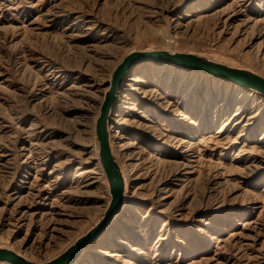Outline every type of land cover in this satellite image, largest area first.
I'll list each match as a JSON object with an SVG mask.
<instances>
[{"label":"rangeland","instance_id":"rangeland-1","mask_svg":"<svg viewBox=\"0 0 264 264\" xmlns=\"http://www.w3.org/2000/svg\"><path fill=\"white\" fill-rule=\"evenodd\" d=\"M166 48L264 76V0H0L1 246L45 262L101 218L111 73ZM131 69L107 125L129 200L74 263L264 264V96Z\"/></svg>","mask_w":264,"mask_h":264},{"label":"water","instance_id":"water-1","mask_svg":"<svg viewBox=\"0 0 264 264\" xmlns=\"http://www.w3.org/2000/svg\"><path fill=\"white\" fill-rule=\"evenodd\" d=\"M153 62L158 65H168L182 68L191 72L235 82L244 88L256 91L264 96V76L245 67L228 64L213 57L175 49H137L126 53L111 73L108 89L104 94L99 113L95 120V135L98 141V158L105 173L110 200L102 217L86 232L78 237L59 255L45 262H35L25 258L13 249L0 245V263L10 264H72L78 257L83 246L89 245L96 236L100 235L110 220L122 209L124 192V178L121 168L116 161L109 145V138L105 118L108 108L115 95L116 87L122 74L131 66Z\"/></svg>","mask_w":264,"mask_h":264},{"label":"bare ground","instance_id":"bare-ground-1","mask_svg":"<svg viewBox=\"0 0 264 264\" xmlns=\"http://www.w3.org/2000/svg\"><path fill=\"white\" fill-rule=\"evenodd\" d=\"M132 67V66H131ZM131 67H129L123 74H122V76L120 77V81H119V83H118V85H117V87H116V90H115V95H114V97H113V100H112V102H111V104H110V107L108 108V111H107V115H106V118H105V122H106V126L108 125V117H109V115H110V113L112 112V110H113V107H114V103H115V97H116V92L118 91V88L120 87V86H122V81H123V79H125V77H126V75L128 74V72L130 71V69H131ZM171 67V66H170ZM174 67V66H173ZM178 68V67H177ZM133 69V68H132ZM131 69V70H132ZM180 69H182V68H180ZM183 70H185V69H183ZM188 71V70H187ZM191 72V71H190ZM193 73H195V72H193ZM196 74H198V73H196ZM200 74V73H199ZM200 75H203V74H200ZM205 75V74H204ZM206 76V75H205ZM210 77H217V76H210ZM135 80H137V79H135ZM225 82V81H224ZM225 83H227V84H230V85H232V86H235V87H237V88H240L242 91H244V92H248V93H252V94H256L257 92L256 91H253V90H250V89H248V88H244V87H242V86H240L239 84H237V83H235V82H231V81H227V82H225ZM107 90V89H106ZM121 168V172H122V176H123V178H124V192H123V196H122V208H123V206H125V203H127L128 202V200H129V196L126 194L127 193V190H128V188H127V186H128V178L126 177V175L124 174V169H122V167H120ZM102 217V216H101ZM116 217V216H115ZM114 217V218H115ZM114 218H112L111 220H113ZM105 229H106V227H105ZM104 229V230H105ZM103 230V231H104ZM82 232V234L81 235H83L85 232L84 231H81ZM103 233V232H102ZM101 233V234H102ZM100 234V235H101ZM100 235H98V236H96L95 238H94V240L92 241V242H95L97 239H98V237L100 236ZM80 236V235H79ZM78 237V236H77ZM77 239V238H76ZM101 240V239H100ZM73 242V241H72ZM91 242V243H92ZM90 243V244H91ZM89 244V245H90ZM89 245H86V246H83L82 248H81V250H80V252H79V255H78V257L74 260L75 261V263H77L78 261H79V259H80V256H81V253H83V251L85 252V250H86V248L89 246ZM14 250V249H13ZM16 253H19L17 250H14ZM64 251V250H63ZM22 255V254H21ZM22 256H24V255H22ZM25 258H27V259H29L28 257H26V256H24ZM83 260H84V257L82 258ZM74 262H72V264H75ZM0 264H10L9 262H2V263H0ZM79 264H84V261H82V262H80Z\"/></svg>","mask_w":264,"mask_h":264}]
</instances>
